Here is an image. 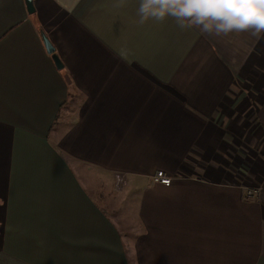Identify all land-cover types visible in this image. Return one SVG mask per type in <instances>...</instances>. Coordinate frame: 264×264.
Instances as JSON below:
<instances>
[{
    "label": "crops",
    "instance_id": "crops-1",
    "mask_svg": "<svg viewBox=\"0 0 264 264\" xmlns=\"http://www.w3.org/2000/svg\"><path fill=\"white\" fill-rule=\"evenodd\" d=\"M34 6L0 0V264H264V33Z\"/></svg>",
    "mask_w": 264,
    "mask_h": 264
},
{
    "label": "clouds",
    "instance_id": "clouds-1",
    "mask_svg": "<svg viewBox=\"0 0 264 264\" xmlns=\"http://www.w3.org/2000/svg\"><path fill=\"white\" fill-rule=\"evenodd\" d=\"M125 0H119L123 6ZM139 23L174 18L181 28L224 36L233 32L264 33V0H139Z\"/></svg>",
    "mask_w": 264,
    "mask_h": 264
},
{
    "label": "built area",
    "instance_id": "built-area-1",
    "mask_svg": "<svg viewBox=\"0 0 264 264\" xmlns=\"http://www.w3.org/2000/svg\"><path fill=\"white\" fill-rule=\"evenodd\" d=\"M153 180L156 183L165 185V186H170L173 182V178L168 176L164 172H157L155 176L153 177ZM245 197L247 200L250 201H256L260 198V194L262 191L261 187H246L245 189Z\"/></svg>",
    "mask_w": 264,
    "mask_h": 264
},
{
    "label": "rangeland",
    "instance_id": "rangeland-1",
    "mask_svg": "<svg viewBox=\"0 0 264 264\" xmlns=\"http://www.w3.org/2000/svg\"><path fill=\"white\" fill-rule=\"evenodd\" d=\"M244 90H246L247 92L249 91V90H251V88L249 87V86H247L246 88H243ZM250 96V94H247L246 96H245V94H244V92L242 91L239 95H238V98L239 99H241V100H243V99H245L246 97H249ZM262 96V97H261ZM261 96H260V99H262L263 100V98H264V94L263 93H261ZM240 100V101H241ZM239 105H241V102H240V104H238V107H239ZM257 106L258 107H260V108H262V110H261V116L263 117L264 116V105L262 104V103H260V102H256V104L254 105V107L255 108H257ZM264 118V117H263ZM248 119V118H247ZM169 176V175H168ZM171 177V176H170ZM134 209H137V205H135V207H133Z\"/></svg>",
    "mask_w": 264,
    "mask_h": 264
},
{
    "label": "water",
    "instance_id": "water-1",
    "mask_svg": "<svg viewBox=\"0 0 264 264\" xmlns=\"http://www.w3.org/2000/svg\"><path fill=\"white\" fill-rule=\"evenodd\" d=\"M34 1L35 0H26V6L29 14H33L35 12Z\"/></svg>",
    "mask_w": 264,
    "mask_h": 264
}]
</instances>
